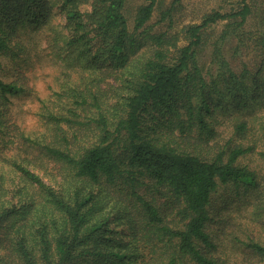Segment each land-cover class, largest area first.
I'll use <instances>...</instances> for the list:
<instances>
[{
    "label": "trees",
    "instance_id": "obj_1",
    "mask_svg": "<svg viewBox=\"0 0 264 264\" xmlns=\"http://www.w3.org/2000/svg\"><path fill=\"white\" fill-rule=\"evenodd\" d=\"M127 4L0 0V264H226L207 227L220 183L256 190L249 218L264 221V172L240 163L264 159V0L212 10L182 36L149 25L156 0L131 25ZM220 22L207 70L199 51ZM32 32L46 36L60 77L40 100L41 127L25 132L11 118L24 84L4 63ZM227 39L236 52L250 41L255 69L231 65ZM229 105L232 132L209 147L214 113ZM43 163L55 165L50 182L32 169ZM243 244L264 264V239Z\"/></svg>",
    "mask_w": 264,
    "mask_h": 264
},
{
    "label": "rangeland",
    "instance_id": "obj_2",
    "mask_svg": "<svg viewBox=\"0 0 264 264\" xmlns=\"http://www.w3.org/2000/svg\"><path fill=\"white\" fill-rule=\"evenodd\" d=\"M145 1L128 0L126 15L130 25L133 22L132 17L137 6ZM240 1L156 0L149 25L155 31H167L169 34L182 36V29L185 25L200 22L202 17L212 10L226 11L230 7L239 5ZM80 6L82 9L88 7L87 4H81ZM52 12H54L53 22H64L65 17L57 8L53 7ZM223 23L217 24L211 32V46L207 43L199 51L200 63L207 70H214V65L210 61L212 42L220 33ZM255 26V21L253 20L248 28L254 31ZM47 34H50V32ZM45 37H42V34H37V32L27 34L26 50L20 51L17 59L13 61L5 60L6 62L4 63L6 68L13 66L11 72L6 71L9 76L18 77L20 82L24 84L25 90L11 97V118L18 124L19 129L25 132L36 131L41 127L40 112L42 110V102L40 100L48 98L54 86L57 87L55 82L60 77L59 61L51 59L50 48ZM227 40L222 45V48L224 57L231 65L241 68L244 63L255 69L257 66L255 47L251 45L250 41H246V48L236 52L235 45H237V41L235 39ZM65 76L66 72L62 73V78ZM232 107L229 105V109L225 111L220 109L214 113L217 134L208 142L209 147L214 148L215 145L222 143L230 136L233 122L239 115ZM254 114L256 113L250 114V117ZM251 126L254 129L256 124L253 126L251 123ZM240 163L248 165L251 169L258 172L259 175L264 172V159L256 152L241 157ZM43 164L37 165V167L32 166V169L34 171L39 170V174L43 179L50 182L52 174L56 172L55 165L52 163ZM255 191L253 189L244 191L242 187L236 188L231 183H220L212 193L210 204L212 217L207 227L210 232V238L216 245L214 254L226 261V264H249L250 259L255 264H259L257 259L252 257L248 250L244 248L243 244L248 234L255 236L257 239H264V221L262 219L249 218L252 202L256 198Z\"/></svg>",
    "mask_w": 264,
    "mask_h": 264
},
{
    "label": "clouds",
    "instance_id": "obj_3",
    "mask_svg": "<svg viewBox=\"0 0 264 264\" xmlns=\"http://www.w3.org/2000/svg\"><path fill=\"white\" fill-rule=\"evenodd\" d=\"M88 11L90 12L91 11V8H89Z\"/></svg>",
    "mask_w": 264,
    "mask_h": 264
}]
</instances>
